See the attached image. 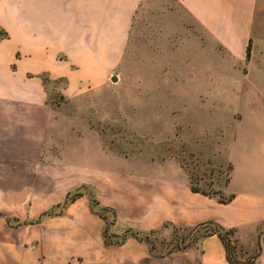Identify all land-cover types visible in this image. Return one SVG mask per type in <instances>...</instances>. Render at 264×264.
<instances>
[{
    "label": "rangeland",
    "instance_id": "1",
    "mask_svg": "<svg viewBox=\"0 0 264 264\" xmlns=\"http://www.w3.org/2000/svg\"><path fill=\"white\" fill-rule=\"evenodd\" d=\"M173 11L186 22L181 6ZM138 12L103 81L68 91V0H0V49L24 58L41 50L53 67L41 73L44 90L57 107L56 140L40 157L36 149L1 150L0 264L66 253L70 264H85L108 245H122L124 235L156 255L179 250L181 238L182 245L191 241L188 230L176 234L168 222L142 227L144 209L159 197V171L224 200L234 164L233 190L264 192L263 49L255 47L250 69L221 52L215 78L197 64L181 67L184 80L172 78L161 53L159 3ZM78 56L88 60L73 61L74 68L96 67L89 54ZM99 56L106 65L113 55ZM70 127L82 131L80 148L76 134L68 142ZM69 157L84 165H68ZM260 226L264 231L263 221ZM233 240L241 260L261 255L264 264V246L250 249L236 234Z\"/></svg>",
    "mask_w": 264,
    "mask_h": 264
},
{
    "label": "crops",
    "instance_id": "2",
    "mask_svg": "<svg viewBox=\"0 0 264 264\" xmlns=\"http://www.w3.org/2000/svg\"><path fill=\"white\" fill-rule=\"evenodd\" d=\"M158 3L162 16L161 53L168 55L169 77L184 80L186 72L182 68L197 64L207 70L209 78H215L217 68L221 67L218 61L221 52L230 55L234 61H246L250 69L251 56H247L250 42L251 55L259 46L264 53V0H68V55H71L68 59V91L88 85L90 80L102 82L107 68L120 59L122 39L130 36L142 4L146 9H152ZM175 5L185 10L188 24L173 16ZM152 37H156V33ZM155 43L152 48L156 47ZM17 53L0 49V158L5 157L1 150L6 148L36 149V156L40 157L46 144L56 140L57 107L50 103L41 75L53 67L41 60L39 48L29 58L19 57ZM79 54H89V60L97 62L96 67L79 65L74 68L73 61L88 60ZM101 54L113 56L105 65ZM176 61L178 65H175ZM163 68L161 63L160 70ZM243 120L244 114L238 121ZM78 129H68V142L74 141L69 139V134H76L75 144L80 148L84 141L82 131L77 132ZM87 132L88 128L84 133ZM79 137L81 143H78ZM83 163L68 158L70 166ZM232 171L226 188L235 197L229 203L194 192L188 178L177 179L159 171L154 184L159 197L151 207L144 209L142 227L154 229L166 222L195 226L213 221L227 229L235 228L238 241L250 249L256 244L263 247L264 231L260 222H264V192L233 190ZM104 251L107 253L85 264H231L217 234L204 237L190 248L166 255H156L145 242L129 235L125 236L122 245H108ZM262 259L258 256L255 264H263ZM16 264H70V261L66 253L45 258L38 255L30 259L17 257Z\"/></svg>",
    "mask_w": 264,
    "mask_h": 264
},
{
    "label": "trees",
    "instance_id": "3",
    "mask_svg": "<svg viewBox=\"0 0 264 264\" xmlns=\"http://www.w3.org/2000/svg\"><path fill=\"white\" fill-rule=\"evenodd\" d=\"M247 56L248 57L251 56V42L248 46ZM229 181H230V177L228 179V183H229ZM228 183H227V185H228ZM191 189L194 192H200V193H203L205 195L211 196L210 194L203 192V191H200V190L194 188L193 186H191ZM211 197H213V196H211ZM234 197H235V194H230L228 198H226L224 200H218V201L221 203H229L230 201H232L234 199ZM1 216H3L2 213H0V217ZM169 224H171V223H169ZM172 226L174 227V232L176 234H179L180 229H186L189 231V234H190L188 237L191 239V241L186 243L185 245H182V243L185 242L186 239L181 238L182 239L181 243H179V245H178L179 250L190 248V247L196 245L204 237H207V236H210L213 234H217L225 245L226 253H227V259L229 260V262L231 264H255V256H253L252 259L248 258L247 260H241L237 256V254H236L237 245L235 244V241L233 240V235L235 234V231H236L235 228L227 229V228L223 227L222 225H220L219 223H216L213 221L203 222V223H200V224L195 225V226H183V225H175V224H172ZM108 230H109V228L106 227L105 236L107 239H110V236L107 234ZM132 234L135 236L138 235L136 232H132ZM125 236H127V235H124L122 237L121 242L124 240ZM190 236H194V237H190Z\"/></svg>",
    "mask_w": 264,
    "mask_h": 264
},
{
    "label": "water",
    "instance_id": "4",
    "mask_svg": "<svg viewBox=\"0 0 264 264\" xmlns=\"http://www.w3.org/2000/svg\"><path fill=\"white\" fill-rule=\"evenodd\" d=\"M114 79H116V77Z\"/></svg>",
    "mask_w": 264,
    "mask_h": 264
}]
</instances>
